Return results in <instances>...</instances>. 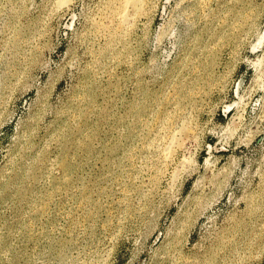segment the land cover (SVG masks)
I'll list each match as a JSON object with an SVG mask.
<instances>
[{
  "label": "rangeland",
  "instance_id": "obj_1",
  "mask_svg": "<svg viewBox=\"0 0 264 264\" xmlns=\"http://www.w3.org/2000/svg\"><path fill=\"white\" fill-rule=\"evenodd\" d=\"M62 2L0 0V264H264V0Z\"/></svg>",
  "mask_w": 264,
  "mask_h": 264
},
{
  "label": "bare ground",
  "instance_id": "obj_2",
  "mask_svg": "<svg viewBox=\"0 0 264 264\" xmlns=\"http://www.w3.org/2000/svg\"><path fill=\"white\" fill-rule=\"evenodd\" d=\"M65 3V0H63ZM142 0H120V7L122 10V13L128 12V9L134 11V13L138 14L140 13V5ZM167 156V155H166ZM169 156V155H168Z\"/></svg>",
  "mask_w": 264,
  "mask_h": 264
}]
</instances>
